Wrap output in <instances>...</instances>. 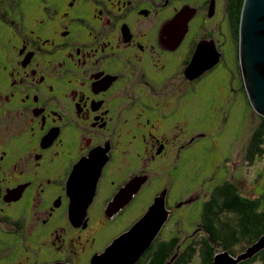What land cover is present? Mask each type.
Returning <instances> with one entry per match:
<instances>
[{
    "label": "flooded vegetation",
    "instance_id": "flooded-vegetation-1",
    "mask_svg": "<svg viewBox=\"0 0 264 264\" xmlns=\"http://www.w3.org/2000/svg\"><path fill=\"white\" fill-rule=\"evenodd\" d=\"M31 2L0 0V264H92L163 198L168 220L137 263L161 264L176 209L223 184L214 173L207 199L176 198L177 177L203 139L238 132L239 102L253 108L237 2ZM207 42L215 60L192 72ZM204 219L194 228L206 239ZM90 230L99 236L85 243Z\"/></svg>",
    "mask_w": 264,
    "mask_h": 264
},
{
    "label": "rangeland",
    "instance_id": "rangeland-1",
    "mask_svg": "<svg viewBox=\"0 0 264 264\" xmlns=\"http://www.w3.org/2000/svg\"><path fill=\"white\" fill-rule=\"evenodd\" d=\"M236 2L238 9L241 0H236ZM24 3V9H31V0H24ZM220 20L221 18L218 23L221 22ZM222 23V33L224 34L228 30L225 22L223 21ZM238 24L234 22L236 30L240 28ZM220 32V29L217 30L218 36L222 38ZM238 107V132L232 136L234 131L228 129L232 126V123H230L222 133L219 129L218 132L201 141L202 151H196L194 156L189 158V160L187 159L184 171L177 177L180 180L175 184L176 198L191 190L195 195H201L203 199H207L208 196L205 197V194H210L209 190H212L214 186L211 181V178L215 175L214 173H217L218 179H222V183L234 181L245 197L256 199L264 194V157L254 163H250L247 159V150L253 135L264 117L257 113L254 108H251L245 114L246 110L240 102ZM211 131L213 132L214 129ZM175 213L157 242L160 244L161 242H170L173 239H178L180 241L179 244H181V250L186 249L188 245L196 248V244H198L197 252L189 264H203L202 245L199 243H202L205 238H203L204 235L201 233L196 234L197 228H194L200 223V206L176 209ZM227 217L233 218L231 215H227ZM79 235L82 236L81 240L85 243L90 238L97 239L99 236L91 230L84 233L80 232ZM244 247L246 245L243 244L234 246L233 249L236 255L240 254ZM218 250L223 251L220 247H218ZM255 264H261V262Z\"/></svg>",
    "mask_w": 264,
    "mask_h": 264
},
{
    "label": "water",
    "instance_id": "water-1",
    "mask_svg": "<svg viewBox=\"0 0 264 264\" xmlns=\"http://www.w3.org/2000/svg\"><path fill=\"white\" fill-rule=\"evenodd\" d=\"M239 41L243 78L253 108L264 117V0L244 1ZM212 47L208 42L199 46L191 64L192 72L202 69L204 67L202 62L215 60ZM217 56L219 58L218 54ZM79 179L80 177H76L75 182ZM77 194L81 203L74 204L72 211L74 214H81L82 208H85L89 202L88 199L90 200L93 194V183L90 185L89 191ZM84 204L86 205L83 206ZM168 217L164 199L157 198L153 206L131 230L118 238L103 254L94 257L92 264H137L153 245ZM263 250L264 236L237 257L228 251L217 249L213 264H241L254 258ZM173 261L168 264H173Z\"/></svg>",
    "mask_w": 264,
    "mask_h": 264
},
{
    "label": "trees",
    "instance_id": "trees-1",
    "mask_svg": "<svg viewBox=\"0 0 264 264\" xmlns=\"http://www.w3.org/2000/svg\"><path fill=\"white\" fill-rule=\"evenodd\" d=\"M245 0H241L238 7V25L240 27L241 14ZM240 28H238V35ZM249 161L254 163L264 157V119L253 135L248 148ZM201 216L207 226L206 230L209 237L202 241L201 254L203 264H213L218 247L223 251H228L231 255L237 257L246 252L247 249L255 245L264 236V194L256 199L245 197L239 187L232 182H224L215 189V193L211 199L205 204L199 202ZM227 215L233 216L228 218ZM200 216V217H201ZM179 240L175 239L165 246L169 248V254L165 257L161 264H168L177 256ZM238 244L246 245L243 251L236 255L234 246ZM196 248L190 246L186 251L187 255L180 263L178 259L174 261L177 264H189L195 253ZM153 245L151 250H154ZM261 262L264 264V250L254 258L241 264H255Z\"/></svg>",
    "mask_w": 264,
    "mask_h": 264
},
{
    "label": "bare ground",
    "instance_id": "bare-ground-1",
    "mask_svg": "<svg viewBox=\"0 0 264 264\" xmlns=\"http://www.w3.org/2000/svg\"><path fill=\"white\" fill-rule=\"evenodd\" d=\"M83 181H84V180H83ZM88 184H89V183H88V181H87V184H85V185H86V187H87V189H88Z\"/></svg>",
    "mask_w": 264,
    "mask_h": 264
}]
</instances>
